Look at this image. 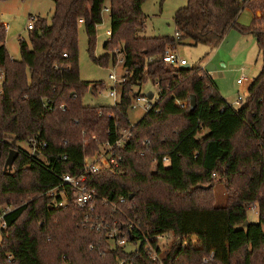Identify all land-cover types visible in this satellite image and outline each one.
Returning <instances> with one entry per match:
<instances>
[{
  "label": "trees",
  "instance_id": "trees-1",
  "mask_svg": "<svg viewBox=\"0 0 264 264\" xmlns=\"http://www.w3.org/2000/svg\"><path fill=\"white\" fill-rule=\"evenodd\" d=\"M145 1L54 0L51 21L37 17L28 39H20L19 59L10 55L0 25V219L6 223L0 264H119L129 256L136 264H156L144 249L113 248L91 228L87 209L74 204L69 187L64 206L58 205L61 195L49 194L64 174L81 173L85 160L113 144L123 128L130 138L111 155L121 157L119 168L90 174L88 185L110 202L126 199L121 206L135 221L136 236L173 233L166 264H264V0H188L174 15V35L154 37L142 35ZM247 7L253 19L241 26L238 18ZM106 9L111 37L98 58L97 29ZM81 25L94 63L116 65L122 56L126 73L115 105L83 103L87 92L106 85L81 79ZM233 27L256 38L262 58L240 108L201 66L181 69L162 58L187 40L216 49ZM148 81L159 96L131 125L134 89ZM18 142H27L30 151ZM12 149L19 155L5 171ZM216 183L225 184L224 202L217 201ZM99 201L93 214L109 215L110 205ZM253 207L255 222L249 218ZM187 236H197L198 247H185Z\"/></svg>",
  "mask_w": 264,
  "mask_h": 264
},
{
  "label": "rangeland",
  "instance_id": "rangeland-1",
  "mask_svg": "<svg viewBox=\"0 0 264 264\" xmlns=\"http://www.w3.org/2000/svg\"><path fill=\"white\" fill-rule=\"evenodd\" d=\"M188 0H146L143 5V11L147 16L146 28L142 33L143 36H172L175 33L173 22L176 11L186 6ZM244 9L238 19L241 26H249L252 20V13ZM54 12V0H0V25H6V47L10 55L19 59L20 39H28L31 16L41 17L51 21ZM111 37L110 17L108 12H104L103 23L98 26L97 39L94 48L96 57L103 56L106 52L104 44ZM178 54L186 59L190 65H198L206 71L211 68L218 69L223 78L221 82L222 92L229 99L236 101L238 97L243 96L244 100L247 96L249 83L260 73L262 67V58L258 50L257 40L253 35H243L236 27L229 30L221 44L212 49L206 45H191V40L182 43L178 49ZM119 51L116 49L115 53ZM120 59L122 56L119 54ZM116 65L99 66L92 60L88 51V37L85 27L81 25L79 31V65L81 79L87 82L96 83L103 81L106 85L101 92L92 94L87 92L83 97V103L86 106H103L113 105L114 98L110 96L112 88L120 92L119 80L126 73V69L121 60ZM110 74H115L117 81L110 79ZM214 78V74L210 73ZM242 76L249 78L248 82H240ZM217 78V77H216ZM3 77L0 75V88L2 86ZM137 93L146 95L148 92L155 94L153 101L159 96V88L151 81L146 82L141 87L134 89ZM222 94V93H221ZM243 103V102H242ZM242 103L233 105L234 108H240ZM146 113L143 104L137 108L129 109V120L131 123L138 122ZM20 149L30 151L27 142H18ZM105 147L102 146L99 151L104 153ZM215 193L218 202H224L226 199V191L224 183H216ZM251 221H257L256 214L249 212ZM2 222L0 219V239H1ZM171 240L165 248L170 251L171 246L175 243L173 233H170Z\"/></svg>",
  "mask_w": 264,
  "mask_h": 264
},
{
  "label": "built area",
  "instance_id": "built-area-1",
  "mask_svg": "<svg viewBox=\"0 0 264 264\" xmlns=\"http://www.w3.org/2000/svg\"><path fill=\"white\" fill-rule=\"evenodd\" d=\"M241 2H246L249 0H240ZM108 12V9H106ZM37 17L31 16L30 24L28 25V30L33 29L34 23L36 22ZM84 20L80 19V23H83ZM179 34L176 33V36ZM66 56V54L64 55ZM163 61L171 66L181 67L183 65H187L188 61L182 58L177 49H167L163 55ZM121 62L123 60L121 59ZM110 79L114 80L115 83L117 81V77L115 74H110ZM245 76H242L240 82L246 80ZM125 79L122 77L119 80V83H122ZM102 91V90H101ZM100 91V92H101ZM110 96L114 98V105L119 101V93L117 89L112 88L110 91ZM243 96H239L236 100V104L242 103L244 101ZM154 99V98H153ZM140 104H143L145 111H149L153 105L154 101L150 100L146 95L138 92L135 94V98L131 108H137ZM180 105H183L182 102H179ZM133 125V123H131ZM130 138V130L121 129L119 138L113 143H107L105 145L104 153L98 154L93 159H86L85 164L81 173L78 175H70L64 174L61 176L62 184L52 189L49 194L50 195H61L62 200L59 202V206H64L69 197V192L67 191V187L71 189V196L74 204L81 208L87 209L89 213V219H87L92 229H95L98 232L103 233L108 239L109 243L113 248L120 247L126 250L128 253L138 252L142 249L148 253L150 260L156 264H166L165 256L168 254L169 250L165 248V246L171 242L173 238H171L170 233H164L156 236H151L146 233L142 234V236L135 235V221L127 218L124 213V209L121 205H123L126 201L124 197H119L117 201L110 202L105 197H100L97 191L93 188H90L88 185V178L90 174L101 173V172H112L114 173L117 168H119V162L121 157L115 158L111 157L112 151L115 147H122ZM38 143H34L33 149L35 150L38 147ZM46 146V144H44ZM66 156H64V159ZM164 166L169 167L171 165V160L168 157H164ZM99 201L101 206L111 207V212L109 215L98 214L95 216L93 214L94 210H97V202ZM253 212L256 209L252 208ZM257 212V211H256ZM119 214L120 216L116 215ZM121 217V219L119 218ZM2 226L6 227V223L2 222ZM174 235V234H173ZM176 240L174 237L173 242ZM183 245L185 247L195 246L198 247L199 239L197 236H187L183 239ZM214 252L211 253L210 258H214ZM208 258L204 259V262H208ZM119 264H136L134 257H126L119 262Z\"/></svg>",
  "mask_w": 264,
  "mask_h": 264
},
{
  "label": "water",
  "instance_id": "water-1",
  "mask_svg": "<svg viewBox=\"0 0 264 264\" xmlns=\"http://www.w3.org/2000/svg\"><path fill=\"white\" fill-rule=\"evenodd\" d=\"M190 67H191V65L190 64H187V65L181 66V69H189ZM146 96L150 100H152L154 98V93L150 91V92H148L146 94ZM191 104L192 105H195V97L194 96H192ZM18 155H19V152L17 150H15V149H12L9 152V155H8V157L6 159V163H5V167H4L5 171H11L13 169L14 162H15V160H16V158H17ZM247 224H249V221L246 222V225Z\"/></svg>",
  "mask_w": 264,
  "mask_h": 264
},
{
  "label": "crops",
  "instance_id": "crops-1",
  "mask_svg": "<svg viewBox=\"0 0 264 264\" xmlns=\"http://www.w3.org/2000/svg\"><path fill=\"white\" fill-rule=\"evenodd\" d=\"M247 10H249V9H247ZM250 11V10H249ZM251 12V11H250ZM252 13V12H251ZM240 17V16H239ZM239 19V18H238ZM252 19H253V13H252ZM252 21V20H251ZM6 28H7V26L6 25H4ZM189 64V63H188ZM209 74L210 73H213L214 74V76H215V78L213 77V79H214V81H215V83H216V85L218 86V88H219V90H220V92L222 93V95H223V97L233 106V105H235L236 104V101H233V100H231V99H229V97H227L223 92H222V90H221V87H220V85H221V82H222V80H223V78L221 77V73H220V71H218V69H213V68H211L210 69V71H207ZM217 77V78H216ZM246 80H244V81H242L243 83L244 82H248L249 81V78L246 76ZM250 84V83H249ZM154 97H155V94H154ZM253 214H256V216H257V212L256 211H254L253 212Z\"/></svg>",
  "mask_w": 264,
  "mask_h": 264
}]
</instances>
